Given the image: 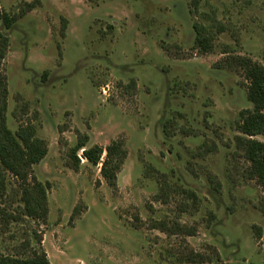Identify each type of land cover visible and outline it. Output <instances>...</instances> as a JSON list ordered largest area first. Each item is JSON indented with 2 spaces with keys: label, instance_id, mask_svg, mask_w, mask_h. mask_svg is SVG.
I'll return each instance as SVG.
<instances>
[{
  "label": "rangeland",
  "instance_id": "374dc122",
  "mask_svg": "<svg viewBox=\"0 0 264 264\" xmlns=\"http://www.w3.org/2000/svg\"><path fill=\"white\" fill-rule=\"evenodd\" d=\"M196 23L214 35L213 51L195 48ZM0 32V151L19 173L0 157V253L179 264L181 236L151 226L179 219L198 227L186 236L196 251L213 244L223 264H264L263 191L235 138L241 112L254 106L242 74L217 64L244 55L264 66V0H0ZM5 127H34L46 154L30 162ZM79 133L88 147L125 141L117 191L82 150L75 168Z\"/></svg>",
  "mask_w": 264,
  "mask_h": 264
},
{
  "label": "trees",
  "instance_id": "16d2710c",
  "mask_svg": "<svg viewBox=\"0 0 264 264\" xmlns=\"http://www.w3.org/2000/svg\"><path fill=\"white\" fill-rule=\"evenodd\" d=\"M6 25H11V19L4 17ZM196 30V38L194 46L201 53H208L214 49V35L209 30L201 25L194 24ZM223 31V27L219 29ZM4 39V35L0 32V41ZM226 53L228 51H225ZM218 68H229L239 71L247 81V98L253 104V109H245L241 112L242 121L239 123V132L236 135V146L242 150L247 160L250 162L249 167L245 170L248 178L255 179L262 187L263 195L262 202L264 206V142L255 138V136L264 134V66L252 58L244 55H228L226 59L217 63ZM3 76V74H2ZM3 81V96L7 93L6 77H2ZM7 140L18 148L24 155L29 153L34 154V158L30 162H38L47 152L46 142L36 136V129L19 128L16 133L4 128ZM167 132V128H165ZM87 135L78 134V142L72 148L73 158L75 160V168L77 169L81 164L78 152L82 150L83 157L92 165H100V173L108 186L113 190H118V174L121 171L127 157L128 149L123 139H114L107 146L93 145L87 146ZM0 157L3 164L9 169L19 174L18 171L8 164L4 155L0 151ZM9 165V166H8ZM1 172V171H0ZM211 186L218 190L220 182L216 176L210 174L208 176ZM0 175V199L3 196L5 189L4 181ZM39 186L42 188V184ZM169 187L167 183L162 186V191L156 195L157 200H165L166 188ZM182 193L191 200L194 204L200 202L199 195L192 190L183 188ZM44 206V213L47 215V199L46 194L42 196L40 201ZM189 203L185 202L182 205V211H187ZM30 215H36V210L28 206ZM46 219V218H44ZM139 221V217H136ZM152 228L159 229L168 236H181L182 241L178 252L173 253L175 261L179 264H223L218 248L213 244H208L206 250L196 251L187 241L186 236H195L198 234V227L196 225H189L182 223L179 219H160L154 220ZM261 230L259 236L261 237ZM38 254L33 258H21L12 255H5L0 253V264H51L48 260L47 254L43 248L37 250Z\"/></svg>",
  "mask_w": 264,
  "mask_h": 264
}]
</instances>
